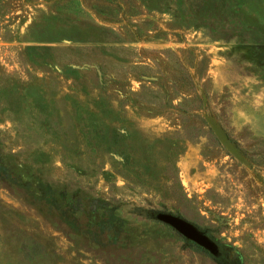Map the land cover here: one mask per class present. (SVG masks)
I'll list each match as a JSON object with an SVG mask.
<instances>
[{"label": "rangeland", "instance_id": "rangeland-1", "mask_svg": "<svg viewBox=\"0 0 264 264\" xmlns=\"http://www.w3.org/2000/svg\"><path fill=\"white\" fill-rule=\"evenodd\" d=\"M0 264H264V0H0Z\"/></svg>", "mask_w": 264, "mask_h": 264}, {"label": "water", "instance_id": "water-1", "mask_svg": "<svg viewBox=\"0 0 264 264\" xmlns=\"http://www.w3.org/2000/svg\"><path fill=\"white\" fill-rule=\"evenodd\" d=\"M161 219L175 227L179 230L182 234L186 235L187 237L191 238L192 240L208 247L212 248V243L203 235H201L195 228H193L189 223L178 219L176 217L170 215H162Z\"/></svg>", "mask_w": 264, "mask_h": 264}, {"label": "trees", "instance_id": "trees-1", "mask_svg": "<svg viewBox=\"0 0 264 264\" xmlns=\"http://www.w3.org/2000/svg\"><path fill=\"white\" fill-rule=\"evenodd\" d=\"M181 81L185 82L188 86H189V85H192V87L194 86V84H193V80H192L190 74H186V76H183V77L180 78V79H178L176 76L173 78V82H174V84H178V83L181 82ZM186 92L189 93V90H186V91L183 92V93H186ZM168 106H169V105H168ZM172 108H176V107L173 106L172 104H170V106H169L168 109H172Z\"/></svg>", "mask_w": 264, "mask_h": 264}]
</instances>
